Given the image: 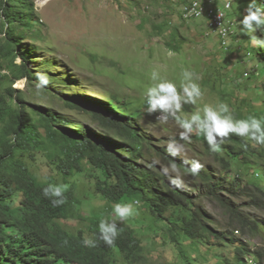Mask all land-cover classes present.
Returning <instances> with one entry per match:
<instances>
[{"label": "rangeland", "instance_id": "obj_1", "mask_svg": "<svg viewBox=\"0 0 264 264\" xmlns=\"http://www.w3.org/2000/svg\"><path fill=\"white\" fill-rule=\"evenodd\" d=\"M31 1L33 26L22 36L20 44L29 49L26 67L33 75L46 74L50 83L37 92V78L29 80L21 77L13 82V89L21 92L30 111L39 110L38 107L50 108L70 119L81 121L80 113L76 114L65 107L62 100L81 99L91 104H104V96L111 94L121 96L119 98L134 108L142 107V103H145L144 93L147 87L154 83L151 80L153 71L179 87L182 71L185 69L193 72L201 87L202 97L195 105H185L178 113L181 118L202 112L205 105L215 106L221 103L222 97L236 103L235 107L239 101L242 106L238 108L244 114L248 113V107L252 108L253 112L257 107L264 108V77L256 73L251 78L249 69L245 70L252 54L248 55V52L240 49L245 47L246 41L242 32L236 28V36L231 46L234 49L221 51L217 46L216 36L204 34L203 23L181 18L182 0ZM174 28L181 37V50L178 52L169 46ZM1 30L0 25V32ZM254 52L255 49H252L251 53ZM20 62L22 60L16 55L14 63ZM263 71L264 65L260 64L259 72ZM6 73V70H0V82L3 84L8 81ZM2 90L0 84V91ZM229 108L234 109L231 106ZM141 122L144 130L153 138L154 144L166 147L170 142L176 141L183 145V152L179 157L198 160L199 156V159L204 158L207 162L214 161L212 155H205V146L197 141L195 133L191 135L190 140L180 139L182 129L175 119L170 118L164 123L146 116ZM39 128L43 135L44 129ZM38 154L36 153L37 156ZM28 161H31L30 168L40 180L51 177L54 182L62 183V178L41 162L32 159ZM158 164L162 170H169V179L176 176L177 173L172 171L173 165L162 163V160ZM175 168L184 182L181 188L188 189L190 195L197 196L199 180H193L182 169ZM85 170L87 173L91 172L88 168ZM247 176H242V181L249 179V173ZM259 183L264 185V181ZM77 185L76 210L77 206L83 209L85 204L95 205L83 213L81 211L83 219L79 220L78 224L76 221L69 223L75 225V228H85L89 224L88 217L97 213L100 206L97 204L102 203L104 199L94 192L89 178H78ZM84 187L85 194L81 193L84 192ZM223 196L231 208H236L257 220L259 227L236 233L233 230L236 229L238 219L216 201L212 202L209 198L203 201L201 198L203 206L212 216L214 227L226 232V235L229 231L234 232L249 251L260 252L261 264H264V204L261 207L254 206L253 203L249 205L241 194L224 193ZM258 198L262 199L259 195ZM135 208L136 214L121 223L134 228L141 236L148 252L143 264H186L169 242L166 226L157 222L161 225L151 228L147 220L142 219L147 216L141 215V211ZM103 218L111 220L113 213L106 214ZM181 242L185 247L186 256L197 257L193 261L194 264L234 263V248L231 250V246L211 247L207 251L206 245L190 243L184 239ZM226 258L228 263L224 261ZM116 264H123L122 259L119 258Z\"/></svg>", "mask_w": 264, "mask_h": 264}, {"label": "trees", "instance_id": "obj_2", "mask_svg": "<svg viewBox=\"0 0 264 264\" xmlns=\"http://www.w3.org/2000/svg\"><path fill=\"white\" fill-rule=\"evenodd\" d=\"M237 1L243 6L248 3L247 0ZM32 16L31 0H0V70H6L8 78L7 83L0 82L3 88L0 91V264H109L112 247L123 253L130 264L144 262L141 261L145 259L142 247L131 232L120 230L113 246L97 241V246L84 254L78 242L56 226L54 220L68 217L76 203L75 184L70 178L74 172L81 171L83 160L100 170L101 176L91 179L96 194L113 204H134L137 200L148 215L153 216L154 222L165 220L168 236L175 242L173 247L184 263L193 264L182 251L180 235L199 238V231L204 227L202 214L195 208L194 201L166 184L162 175L152 172V176L147 168L136 162L138 135L130 128L131 117L101 109L90 111L102 129L110 131L108 136L121 138L126 153L122 156L110 149V138L99 141L90 129L75 125L53 109L38 107L39 110L30 111L21 92L13 89V82L21 77L29 80L38 77L26 67L29 49L20 44L22 36L33 26ZM157 28L162 29L161 26ZM175 29L169 46L178 52L181 37ZM16 55L22 62L14 63ZM260 75L264 77V71ZM79 103L76 99L66 106L80 109ZM240 106L238 101L235 115L240 112ZM255 109L256 114L250 116L264 118V108ZM252 110L248 107L249 112ZM39 127L44 129L43 135ZM29 159L47 166L62 178V183L40 180L31 170ZM160 180L163 183L159 185ZM49 183L68 185L64 204L54 207L43 195V188ZM257 189L264 196V187L257 186ZM218 200L230 210L226 199L220 197ZM232 215L240 218L242 227H258L257 221L242 219L237 209ZM230 243L235 245L237 264H243L248 249L234 239ZM253 253L257 264H261L260 252Z\"/></svg>", "mask_w": 264, "mask_h": 264}, {"label": "clouds", "instance_id": "obj_3", "mask_svg": "<svg viewBox=\"0 0 264 264\" xmlns=\"http://www.w3.org/2000/svg\"><path fill=\"white\" fill-rule=\"evenodd\" d=\"M247 1V5L243 6L237 0H186L180 8V14L183 20L203 23L205 25L204 34L207 36H216L217 46L223 52L231 48L232 40H234L236 36V28L242 32L246 41L244 42L245 47L242 46L240 49L242 51L245 50L246 53L248 52V55L252 54L247 67H245V70L249 69V77L252 78L256 73L261 74L259 72V65H264V0ZM238 25H241V27H238ZM252 49H255L254 53H251ZM234 54L236 55V53H233V55ZM253 58L257 59L255 64ZM261 77L263 76L261 75ZM37 79L38 83L35 86L37 92L41 91L50 83L48 76L44 73L39 74ZM151 80L154 81V83L147 87L144 93L145 103H142V107L134 108L133 105H127L125 100L119 98L121 96L117 94L104 96L106 100L104 104L100 102L99 104H91L77 99L80 101V109L67 107V102H73L76 99H66L62 100L65 107L74 111L76 114L80 113V117L83 121L67 118L73 121L77 126L83 125L90 129L101 142L110 138V149L120 153L122 156H126V153H124L122 149L121 138L115 139L108 136V134H111L110 131L102 129L93 118L90 111L92 109H101L111 111L124 117H131L130 128L138 135L137 152H135L136 162L147 168L152 176H154L153 173L162 175V179L165 180L166 184L174 188L175 191L184 193L187 198L194 201L195 208H198L202 214L204 227L199 231V238H186L181 234L180 242L184 239L190 243L206 245L207 251L210 250L211 247L227 248L231 246V250L233 248L235 249V245L230 243L232 239L238 241L241 245H245L244 242L234 235V232L229 231L228 235H226V232L214 227L211 219L212 216L203 206V202H201L200 199L203 198L204 201L209 198L212 202L216 201L222 208L227 209L231 215L236 208H231L227 199L223 196L224 193H227V195L241 194L247 199L246 201L249 202V205L253 203L254 206L261 207V205L264 204L263 193L259 192L257 189V186L262 189L264 187L262 183H259V181H264V118L250 116V114H256L257 111H248L247 114H244L240 110V112L235 115L233 113L236 108L234 105L235 103L229 102L228 98L225 99L224 97L221 98V103L215 106L205 105L202 112H196L188 118H181L178 113H180L182 108L189 104L195 105L197 100L202 97L201 87L196 82L193 72L187 69L182 71V79L179 87L175 83L162 78L159 73L155 71L151 74ZM229 106L234 107V109L230 110ZM146 116L164 123L170 118L175 119L182 129L179 134L180 139L184 141L190 140L191 135L195 133L197 135H195L197 141L203 143V146H205V155H212L214 161L207 162L204 158L199 159V156L198 160L197 158L187 160L179 157L178 155H181L183 152V145L176 141L170 142L166 147L154 144L153 138L142 126L141 121ZM72 134L74 135V133ZM201 155H203V153ZM161 160L162 163L173 165L172 171L177 173L176 176L170 177V179L168 178L167 175L169 170L167 168L162 170L160 164H158ZM175 167L182 169L184 173H187L189 178L199 180V184L196 188L198 193L197 196H192L189 194L188 189L181 188L184 182L179 171ZM85 168H88L91 172L87 173ZM248 173L249 179L242 181V176H247ZM97 176H101L100 170L92 167L86 160H83L81 171L74 172V175L70 178L75 184L74 194L78 189V178H89V180L92 181L91 179H95L94 177ZM41 180H51L53 183H56L51 178ZM161 183H163L162 180H160L158 184L160 185ZM67 189V184L49 183L43 188V195L49 198L52 205L56 207L65 203L64 193ZM162 189L166 190L165 188ZM81 193L85 194L86 188L84 192ZM258 195L262 199H259ZM220 197L226 199L230 210L224 207L220 200H218ZM255 202H258V204H255ZM94 205L95 203H91L90 205L85 204L83 209L77 206L76 210V203H74L73 209L70 210L71 214H69L68 217L56 219L54 222L56 226L64 231V235L78 242L84 254L88 251L91 252L93 247L97 246V241L102 245L104 243L109 247L113 246L116 238L120 235V230H125L128 234L131 232L132 237L138 239L142 247V254L145 257V259L141 260H144V262L137 264L145 263L148 252L141 236L138 235L134 228L121 222L128 220L136 214L135 207L141 211V215L144 214L147 216L142 219L147 220L151 228H157L161 225L157 223L159 222L163 223L167 229L166 221L161 220L154 222L153 216H149L137 200L134 201V204H113L104 199L102 203L97 204L100 205L97 213L88 217L89 224L85 226V228L81 226L75 228V225L69 223L76 221V224H78V221L83 219L81 211L83 213L87 208H92ZM111 212L113 213V219L109 220L103 218L106 214L110 215ZM238 212L240 211L238 210ZM240 215L242 219L255 220L246 216L243 212H240ZM235 218L238 219L236 229L233 230L236 231V233L237 231L239 232L247 228L252 230L256 229L240 226V218ZM230 227L232 226L230 225ZM97 230L98 233L95 234ZM54 239L55 237L52 241H54ZM169 240L173 246L175 242L173 243L171 238H169ZM234 249L232 252V259L234 262L233 264H237ZM111 250L112 257L109 259V264H116L119 258L122 259L123 264H130L125 259L124 254L119 253L117 248L112 247ZM183 250L185 251L184 245L182 247V251ZM248 251L243 257V264H257L258 260L253 253L255 250L252 252L249 251V253ZM195 257L196 256L189 257L192 263L197 259V257ZM225 260L228 259L226 258Z\"/></svg>", "mask_w": 264, "mask_h": 264}]
</instances>
